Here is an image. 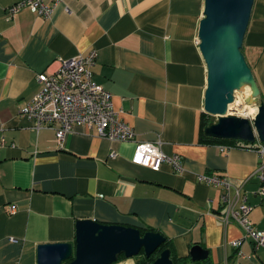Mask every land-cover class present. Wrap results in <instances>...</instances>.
<instances>
[{"label":"crops","instance_id":"0c3cea01","mask_svg":"<svg viewBox=\"0 0 264 264\" xmlns=\"http://www.w3.org/2000/svg\"><path fill=\"white\" fill-rule=\"evenodd\" d=\"M16 1L0 0V264H37L38 245L74 244L82 219L150 228L188 264H264V248L249 239L230 245L243 237L241 227L222 220L221 189L196 180L225 175L264 232V203L254 194L256 148L264 142L202 140L206 66L197 34L204 0H61L49 18L27 8L10 15ZM91 50L93 80L111 92L134 141L76 125L56 148L54 130L36 131L20 110L40 88L38 74ZM242 51L264 103V0H254ZM158 141L165 154L181 156V171L131 162L138 142ZM193 245L208 257L191 261ZM142 255L121 254L113 264H135Z\"/></svg>","mask_w":264,"mask_h":264},{"label":"water","instance_id":"95a60500","mask_svg":"<svg viewBox=\"0 0 264 264\" xmlns=\"http://www.w3.org/2000/svg\"><path fill=\"white\" fill-rule=\"evenodd\" d=\"M254 0H204L198 27V47L206 66L203 111L215 120L203 128L206 136L252 143L264 142V103L252 69L242 51ZM248 87L247 105H256L251 120L228 114L235 92ZM166 239L159 232L133 226L77 220L75 242L47 243L37 247V264H113L121 254L130 258L143 251L149 257ZM191 261H202L208 251L190 248ZM152 264H174L171 249L160 250Z\"/></svg>","mask_w":264,"mask_h":264},{"label":"built area","instance_id":"2783aa9c","mask_svg":"<svg viewBox=\"0 0 264 264\" xmlns=\"http://www.w3.org/2000/svg\"><path fill=\"white\" fill-rule=\"evenodd\" d=\"M61 0H17L8 7V13L14 14L27 8L43 18H49ZM57 69L36 76L40 88L31 101L20 110V114L32 121L33 128L54 130L56 148L62 146L65 135L76 125L95 127L100 137L121 142L134 141L133 128L121 119L122 111L112 103L110 91L96 84L93 80V67L96 52L91 50L86 55L60 58ZM259 162L255 174L260 181L254 192L264 203V145L258 144ZM111 153L110 157H114ZM133 164L158 170L163 163L169 164L174 171L182 170L179 154H165L160 142H138L131 156ZM196 180L208 186L221 189L220 202L224 213L222 220L237 223L243 237L230 242L238 247L243 239H249L254 249L264 248V232L254 228L249 213L252 208L246 197L240 195L239 188L221 174L211 173L196 175ZM233 191V194L231 193Z\"/></svg>","mask_w":264,"mask_h":264},{"label":"trees","instance_id":"16d2710c","mask_svg":"<svg viewBox=\"0 0 264 264\" xmlns=\"http://www.w3.org/2000/svg\"><path fill=\"white\" fill-rule=\"evenodd\" d=\"M210 118H211L210 115H208V114L204 115L203 120H202V125H201L202 128L212 122V120H210ZM202 140H204L206 142H219V143H228V144H233V143L237 142V141H233V140H223V139L212 138L209 136H205L204 134H202ZM143 230L149 231L151 229L150 228H144ZM165 247H169L170 249H172V245L169 243V241L166 240L165 244H163L159 249H157L149 257H146L144 255L137 257L135 264H152L154 259L158 256L160 250L165 248ZM171 258H172L174 264H188V263H190V260L187 257L175 256L173 253V250H171ZM192 264H201V263L194 262Z\"/></svg>","mask_w":264,"mask_h":264},{"label":"bare ground","instance_id":"6f19581e","mask_svg":"<svg viewBox=\"0 0 264 264\" xmlns=\"http://www.w3.org/2000/svg\"><path fill=\"white\" fill-rule=\"evenodd\" d=\"M244 89H247L248 92L246 93V95L244 96L245 98L250 94V90L249 88L246 86ZM236 96V95H235ZM236 98V97H235ZM244 98V99H245ZM237 99V98H236ZM230 107H233V110L235 112H243V114H246V113H250L251 115H255L257 109L256 107H252L250 105H246L245 103L242 102V100H234L230 105H229V108Z\"/></svg>","mask_w":264,"mask_h":264},{"label":"rangeland","instance_id":"374dc122","mask_svg":"<svg viewBox=\"0 0 264 264\" xmlns=\"http://www.w3.org/2000/svg\"><path fill=\"white\" fill-rule=\"evenodd\" d=\"M245 87H243L242 89H240V90H237L236 92H235V97L238 99V100H242V102L243 103H245V101H244V96L246 95V93L248 92V90L247 89H244ZM236 98H234V100H237ZM246 104V103H245ZM247 105V104H246ZM250 106H252V107H256V105L255 104H253V105H250ZM228 114L229 115H236V116H242V117H246V118H248L249 120H251L252 121V119H253V115H251L250 113H246V114H243V112H235L234 110H233V107H230L229 109H228ZM210 120H212V122L215 120V117H213V116H211V118H210Z\"/></svg>","mask_w":264,"mask_h":264}]
</instances>
